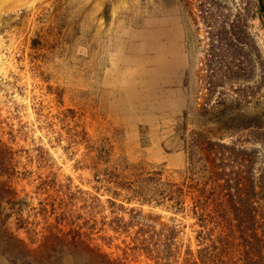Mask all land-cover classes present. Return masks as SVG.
<instances>
[{
    "label": "rangeland",
    "instance_id": "374dc122",
    "mask_svg": "<svg viewBox=\"0 0 264 264\" xmlns=\"http://www.w3.org/2000/svg\"><path fill=\"white\" fill-rule=\"evenodd\" d=\"M263 1L0 0V264H264Z\"/></svg>",
    "mask_w": 264,
    "mask_h": 264
},
{
    "label": "trees",
    "instance_id": "16d2710c",
    "mask_svg": "<svg viewBox=\"0 0 264 264\" xmlns=\"http://www.w3.org/2000/svg\"><path fill=\"white\" fill-rule=\"evenodd\" d=\"M201 148H203V151L205 152V156H206L204 160L206 174L210 175V177L207 178L208 181H206L204 185H206L207 183L208 184L210 183V186H212L211 193H213L216 186H218L219 190L221 191L224 190L223 188L224 186L226 187V189L229 187V185H227V181H225L226 185L218 184L219 183L218 181L221 180L218 178V174H219L220 169L223 167L224 162L226 161V157L229 159V162L231 159H233V161L243 160L244 162H248L250 158V155L247 152H245L244 150H239L232 146L227 147L224 145H216V144L212 145L210 143H207L206 146L201 147ZM248 184L249 182L245 180V178L242 176L235 180V185L233 189H235V191L239 193L237 197L240 198V197L245 196V193L247 192L245 188L247 189ZM8 235L10 238V243L11 241H13L11 243L13 247L10 249L9 255L10 257H12V261L14 264H18V262L22 260L23 258L24 259L27 258V260L29 261L34 258L32 256V253L35 251L31 252L27 250L26 247L22 246V242L18 240V238L15 235H12V234H8ZM0 238L3 239V237L1 236ZM51 248L56 249L57 246L52 245L50 246V249Z\"/></svg>",
    "mask_w": 264,
    "mask_h": 264
},
{
    "label": "crops",
    "instance_id": "0c3cea01",
    "mask_svg": "<svg viewBox=\"0 0 264 264\" xmlns=\"http://www.w3.org/2000/svg\"><path fill=\"white\" fill-rule=\"evenodd\" d=\"M264 2V1H263Z\"/></svg>",
    "mask_w": 264,
    "mask_h": 264
}]
</instances>
